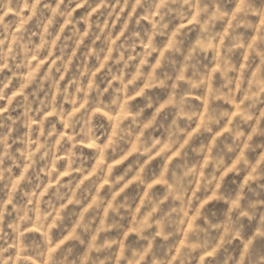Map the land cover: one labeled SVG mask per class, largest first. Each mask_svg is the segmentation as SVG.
<instances>
[{"label":"clouds","instance_id":"obj_1","mask_svg":"<svg viewBox=\"0 0 264 264\" xmlns=\"http://www.w3.org/2000/svg\"><path fill=\"white\" fill-rule=\"evenodd\" d=\"M0 264H264V0H0Z\"/></svg>","mask_w":264,"mask_h":264}]
</instances>
